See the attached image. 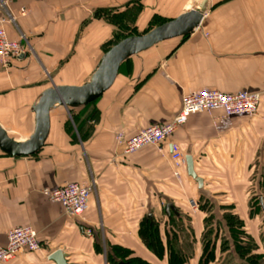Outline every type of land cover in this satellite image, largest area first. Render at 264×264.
<instances>
[{
    "label": "crops",
    "instance_id": "crops-1",
    "mask_svg": "<svg viewBox=\"0 0 264 264\" xmlns=\"http://www.w3.org/2000/svg\"><path fill=\"white\" fill-rule=\"evenodd\" d=\"M198 2L0 0L2 27L24 55L0 63V128L18 143L31 142L39 127L38 105L47 93L102 83L105 58L115 45L174 21ZM130 29L131 36L112 44ZM206 90L258 92L261 103L253 117H224L220 110L193 115L160 149L124 154L117 134L129 138L166 123L185 95ZM170 142L184 158L179 169L169 157ZM187 157L202 179L201 189L186 173ZM68 182L90 189L81 218L66 216L42 194ZM253 194L264 204V0H208L197 27L132 51L100 96L86 103L52 102L48 133L36 153L0 148V246L7 231L17 227L33 228L41 243L40 251L3 264H55L49 257L56 251L65 254L67 264H114L119 262L114 248L129 252L126 259L170 264V244L188 251L184 264H199L206 218L200 199L220 212L217 221L224 212L237 216L264 254L257 244L258 216L250 217ZM167 205L188 233L185 240L175 235L178 222L166 217ZM149 215L157 224L161 257L140 235ZM215 253L220 258V251Z\"/></svg>",
    "mask_w": 264,
    "mask_h": 264
},
{
    "label": "built area",
    "instance_id": "built-area-1",
    "mask_svg": "<svg viewBox=\"0 0 264 264\" xmlns=\"http://www.w3.org/2000/svg\"><path fill=\"white\" fill-rule=\"evenodd\" d=\"M5 21V19L0 20V63L3 66H6L9 60L17 58L23 53V47L18 41L8 39L2 27ZM261 97L262 93L247 91L222 93L206 90L190 93L182 98L178 113L168 122L145 127L129 138H125L120 133L116 135L115 139L118 144L123 145L125 155L134 154L147 147L160 149L177 130L187 123L191 116L200 113L210 114L214 110H220L224 117H253L259 109ZM169 149V157L175 168L179 169L184 166V158L178 146L174 142H170ZM42 194L50 202L60 205L66 216L81 218L88 205L90 189L85 185L68 182L54 190L45 189ZM190 204L195 207L192 201ZM5 239V245L0 246V264L13 260L20 253L41 250V243L35 230L31 227L10 229L7 231Z\"/></svg>",
    "mask_w": 264,
    "mask_h": 264
},
{
    "label": "water",
    "instance_id": "water-1",
    "mask_svg": "<svg viewBox=\"0 0 264 264\" xmlns=\"http://www.w3.org/2000/svg\"><path fill=\"white\" fill-rule=\"evenodd\" d=\"M207 2L208 0H199L189 11L174 21L164 24L144 36L129 37L115 45L105 58L104 78L101 84L97 86L55 87L41 99L38 105L39 127L34 139L27 144L18 143L10 139L0 128V148L16 155H32L36 153L44 143L48 133L49 110L52 102L58 101L61 104H65L67 100L79 98L80 101L86 103L100 96L111 87L116 78L120 63L131 54L132 51L145 49L157 42L190 33L199 25L201 17L206 12ZM23 57V53L18 56L19 59ZM186 173L197 184L198 188L201 189L203 184L202 179L197 177L190 157L186 158ZM170 212H174V209L171 205H167L165 213L168 218L170 217ZM148 219H152L151 215L148 216ZM65 259L66 256L61 251H56L49 257V260L53 261L55 264H67Z\"/></svg>",
    "mask_w": 264,
    "mask_h": 264
},
{
    "label": "trees",
    "instance_id": "trees-1",
    "mask_svg": "<svg viewBox=\"0 0 264 264\" xmlns=\"http://www.w3.org/2000/svg\"><path fill=\"white\" fill-rule=\"evenodd\" d=\"M132 32L133 31L130 29L129 35L123 33L114 37L112 44L114 45L119 40L131 36ZM72 119L76 124V114L72 115ZM86 119H89V114L86 115L85 120ZM261 202L262 200L260 199L257 206V213H254L252 209V203L250 201V217H253L255 214L262 215L264 213V209L260 206ZM198 205L199 209L206 214V218L204 220L205 230L202 234L201 239L202 257L199 261V264H209L213 261L215 256L216 239L219 238V240H221L220 254H222L223 252L230 253V249H232L235 256H237V258L239 259L240 264H264V257L257 253V245L244 230L243 222L237 216H235L230 211L224 212L221 215L220 221L218 220V222L215 213L212 210L213 206L208 200L200 199L198 201ZM177 216V213L172 212H170L169 218L166 215L170 223L173 222V225H175L174 222L177 219L178 223H176L174 228L175 233L177 234H174L176 236L179 235L180 237H182V240H185L183 239V236L185 237L188 233L183 228V225L179 222V217L177 218ZM212 220L215 221L216 227L210 225L209 221ZM217 229L219 230L221 235H217ZM188 231H190V229H188ZM140 235L146 247L149 248L157 257H161L163 248L159 239L157 224L146 217V219L141 224ZM185 247L189 249V244H186ZM168 250L172 253V258L169 261L170 264H184L187 261V258H189L188 251L185 252L182 247L180 248L178 245L170 244ZM112 252H114V254L116 253L118 255L117 258L119 259V262H115L114 264H147L146 262H143L142 260L136 258L126 259L128 257V254L130 253L126 251V255H122L121 253H124L125 251H122L119 248H114Z\"/></svg>",
    "mask_w": 264,
    "mask_h": 264
},
{
    "label": "rangeland",
    "instance_id": "rangeland-1",
    "mask_svg": "<svg viewBox=\"0 0 264 264\" xmlns=\"http://www.w3.org/2000/svg\"><path fill=\"white\" fill-rule=\"evenodd\" d=\"M256 196H257L256 194L255 195L253 194V195L250 196L252 207H253L252 209H253L254 213H257L256 211H257V206H258L259 200L260 199L262 200V198H263L262 196H258V197H256ZM260 206H261V208H263L264 204L261 203ZM215 216H216V218L219 217L220 216V212H215ZM255 216H258L257 218H258L259 224H260V226H259L260 235H259V241H258L257 244H258L259 248L264 251V213L262 215H257L256 214ZM209 222H210V225L216 227L214 220L209 221ZM219 234H220V232L218 230L217 231V235H219ZM219 239H216L215 252H219L220 251V243H221L220 241L221 240H219ZM257 252H258V254H260L261 256L264 257L263 252L260 253L258 250H257ZM234 255L235 254H234V251L232 249H230V253L229 252H223L221 254L220 258H218L216 253H215L213 261L211 263H209V264H240L239 261L236 258L233 257Z\"/></svg>",
    "mask_w": 264,
    "mask_h": 264
},
{
    "label": "bare ground",
    "instance_id": "bare-ground-1",
    "mask_svg": "<svg viewBox=\"0 0 264 264\" xmlns=\"http://www.w3.org/2000/svg\"><path fill=\"white\" fill-rule=\"evenodd\" d=\"M97 78V77H96ZM103 78H104V76H103ZM103 78H102V81H103ZM93 80H96V79H93ZM101 81V82H102ZM95 82V81H94ZM99 84V83H98ZM97 84V85H98ZM101 84V83H100ZM96 84L94 85V86H97ZM68 102H72V103H76V102H79L80 101V99L79 98H75V99H73V100H67Z\"/></svg>",
    "mask_w": 264,
    "mask_h": 264
}]
</instances>
